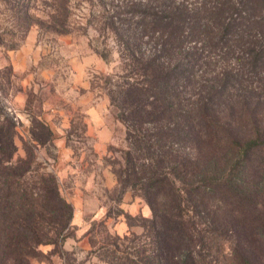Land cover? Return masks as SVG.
Here are the masks:
<instances>
[{
  "label": "rangeland",
  "instance_id": "1",
  "mask_svg": "<svg viewBox=\"0 0 264 264\" xmlns=\"http://www.w3.org/2000/svg\"><path fill=\"white\" fill-rule=\"evenodd\" d=\"M152 1L0 0V115L16 122L14 160L31 158L34 173L44 169L54 173L74 207L62 252H54L53 244H41L39 250L46 257L33 258L31 264H109L102 259L108 249L123 260L130 257L138 262L153 250L158 252L150 236L154 216L150 200L160 213L164 207L172 208L165 193L173 191L167 185L156 193L146 192L148 169L150 163L153 170L159 165L168 175L171 162L153 155L154 148H161L147 139L155 133L158 120L148 119L143 130H132L133 136L128 133L132 124L128 112L126 118L122 115L116 91L127 81L128 72L120 38L107 24L111 18L122 26L130 17L125 9ZM178 1L196 9L211 8L218 0ZM232 1L251 20L246 33L239 31L248 46L238 43L236 34L228 44L214 46L217 41L210 43V32H205L199 38H186L179 48L178 55L195 64L193 82H186L183 92L188 104L197 105L198 99L215 90L217 78H232L210 112L214 121L201 122L168 144L177 162L196 156L193 166L213 160L222 167L234 136L247 139L256 129L264 130V59L257 69L249 60L250 48L264 43V0ZM63 13L70 30L60 32L53 20ZM201 14L207 18L208 12ZM246 18L241 21L246 23ZM140 42L147 54L156 47L152 33L144 34ZM41 120L52 136L40 126ZM128 152L133 166L128 165ZM255 182L258 187L246 181L237 193L220 189L193 198L183 190V182L175 181L182 195L179 211L193 234L189 247L198 264H245L246 260L264 264V179ZM173 207V211L179 208ZM105 243L108 246L103 248ZM178 247L172 243L168 251L177 253Z\"/></svg>",
  "mask_w": 264,
  "mask_h": 264
},
{
  "label": "trees",
  "instance_id": "2",
  "mask_svg": "<svg viewBox=\"0 0 264 264\" xmlns=\"http://www.w3.org/2000/svg\"><path fill=\"white\" fill-rule=\"evenodd\" d=\"M152 2L131 4L130 9L123 11L126 15L130 14V17L122 26L117 27L111 18L107 23L120 38L124 71L128 72L127 81L116 90L119 93L116 100L120 101L122 115L125 116L128 112L127 118L132 124V126L128 125L130 136L132 130L135 133L143 130L144 124L150 122L148 119L158 120L155 133L152 131L147 139L150 143L154 140L153 146L158 144L161 148H154L153 155L161 159H169L171 165L167 175L158 167L159 165L153 170L155 165L150 163L148 172L151 176L148 178L146 192L156 193L162 186H172L173 193H165V195L170 196L173 206L179 208L173 211L176 210L173 206L169 209L164 207L159 213L150 200L154 210L150 236L155 238V248L158 252L153 250L151 255L137 262L130 257L123 260L116 256L114 251L108 249L102 259L109 264H198L197 256L189 247L193 234L182 217L183 213L179 211L182 209L178 197L182 198V195L176 190L175 181L183 182L185 184L183 190L193 198L201 192L214 194L220 189L237 193L238 188L247 185L244 184L246 181L256 187L258 185L256 179L258 177L264 179V130L256 129L247 139L239 137L238 140V137L234 136L236 139L233 140L232 150L222 167L213 160L202 166H193L196 156L194 159L188 156L185 161L177 162L176 156L172 153L173 146L168 144H172L171 140L175 136L191 133L197 124L202 122L208 125L214 121L210 112L223 98L222 92L232 78L229 76L217 78L213 87L215 90L198 99L197 105L191 102L188 104L183 92L186 82L188 84L193 82L195 64L186 57H180L179 48L186 38H199L205 32H210L208 38L210 43L217 41L214 46L220 43L228 44L234 34L237 35L238 43L248 46L250 43L245 39L244 34H239V31L246 33L247 29L244 28H250L251 20L242 15L238 3L232 0H218L211 8L203 5L196 9L191 8L184 1L153 0ZM129 7L125 5L124 8ZM205 11L208 12L207 18L201 14ZM137 15H142L144 18L135 22L133 18ZM244 18L246 23L241 21ZM53 22L57 31L70 30L67 25L68 15L65 13L59 17L54 16ZM242 24L244 27H240ZM148 33H152L156 40V47L150 54L142 52L140 46L141 38ZM257 46L250 48L249 60L253 69H257L264 59V43L260 42ZM194 112L198 114L197 119ZM2 117L5 121L3 123ZM39 122L40 126L52 136L49 125L43 120ZM171 124L174 126L172 127ZM15 135L16 122L9 115L1 114L0 264H31L33 258L46 257L39 250L41 244H53L56 247L54 252H62V243L69 236L71 229L74 207L63 195L58 177L54 173L45 169L34 173L31 158L14 160L17 150ZM151 145L148 146V151ZM126 159L129 161L128 165L133 166L130 152L127 153ZM233 159L234 165L230 166ZM170 173L175 174V177L170 178ZM187 178L195 179L193 182H188ZM241 179L244 183L240 182ZM253 191L250 189L247 192L251 195ZM159 219L161 221L158 223ZM172 243L179 244L177 253L171 254L168 251ZM106 246L108 245L105 243L103 248ZM236 254L239 255L237 251ZM245 264L251 263L246 260Z\"/></svg>",
  "mask_w": 264,
  "mask_h": 264
}]
</instances>
